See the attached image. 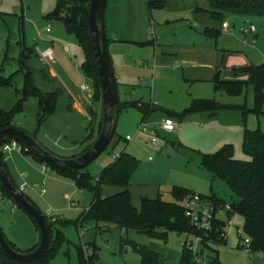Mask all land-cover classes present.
<instances>
[{"label":"rangeland","instance_id":"374dc122","mask_svg":"<svg viewBox=\"0 0 264 264\" xmlns=\"http://www.w3.org/2000/svg\"><path fill=\"white\" fill-rule=\"evenodd\" d=\"M57 1L0 0V72L6 78L14 75L13 87L0 88V113L12 112L18 106L21 99L19 91L24 87L26 71L30 70L37 88L44 93L59 94L56 112L40 124L39 101L36 96H31L15 113L14 126L33 135L51 153L72 158L83 154L91 124L87 116L69 110L68 93L77 100L83 95L81 86L85 84L93 89V84L81 70L85 57L77 37L68 33L62 21L49 19L56 10ZM177 5L171 2L164 10H148L149 40L163 52L179 54L182 51L185 54L181 47L187 44H196L199 49L193 54H186L189 62L169 55L154 61L152 44L144 51L136 50L142 59L134 63L128 55L129 50L121 48L122 52H126L122 54L127 57H124L125 65L116 68V72L122 74L117 81L119 101L156 104L174 113L187 110L195 100H211L224 106L253 109V85L247 84L241 94L231 95L217 91L214 78L220 70L222 80L234 81V68L264 63V14L226 16L222 23L230 25V31L214 38L206 37L203 30L212 23L209 15L206 17L200 13L199 16H192L186 10L174 11ZM185 20H193L194 23ZM250 25L256 27L257 33L244 35L241 29ZM215 27L221 29V23H216ZM48 28L50 34L46 33ZM37 48L41 51L51 48L54 51L56 64L52 69L41 61ZM66 48L69 53L65 51ZM114 50L111 48V52ZM22 52L30 55L25 69ZM52 70L57 78L52 77ZM237 80L249 82L246 77ZM80 103L86 105V99L83 98ZM92 104L95 109L94 126L96 119H102V103L92 101ZM262 112L258 117L248 113L245 118L240 110L222 111L217 117L195 114L179 122L161 109L143 120V114L138 109L126 108L117 118L116 136L112 143L86 170L95 184L116 157L124 152L135 157L139 168L131 179L130 192L132 204L139 211L145 198L155 200L160 195L164 202H175L171 194L174 187L187 189L193 194L214 196L226 204H232L237 200L236 196L225 182L202 167L203 156L215 154L226 145H233L234 158L248 161L243 150L245 130L264 132V104ZM87 114L93 119L90 111ZM167 118H171L178 129L174 133L157 130L158 143L153 146L151 139L156 136L153 127H159ZM143 123L149 127L146 137L137 135ZM127 136L133 137V141L116 144L120 138L126 139ZM29 158L33 159V156L29 155ZM5 159L18 187L24 182L34 187V190L27 191L26 196L43 214L56 222L54 239L59 233L63 238L49 264H79V247L83 248L86 257L95 253L96 264H142L141 256L124 245L126 242L146 246L169 264L179 262L184 242H193L195 259H199L201 264H264L263 258L256 256L251 260L240 247V239H245V233L243 219L238 214L221 216L228 235L224 246L206 249L194 238L187 239L174 232L169 233L167 242L151 239L136 231L119 230L103 222H83L80 219L94 199L93 192L78 189L72 179L59 174L54 176L53 173L50 179L34 173V176L30 175L23 181L12 161L8 157ZM20 169L22 175L29 174L26 167L19 166ZM42 189L46 190V195L40 198ZM122 191L120 188L103 186L106 197ZM66 195L72 198L76 205L74 209L70 208ZM50 209L53 213L49 216L47 211ZM229 221L233 226L228 225ZM0 229L9 241L17 242L19 247L25 248L34 240L39 242L35 224L1 190Z\"/></svg>","mask_w":264,"mask_h":264},{"label":"trees","instance_id":"16d2710c","mask_svg":"<svg viewBox=\"0 0 264 264\" xmlns=\"http://www.w3.org/2000/svg\"><path fill=\"white\" fill-rule=\"evenodd\" d=\"M90 2L91 0H58L56 10L50 15L49 19L62 21L65 24L68 33L77 37L85 57L81 70L93 84V101L95 103H102L101 86L93 57L88 28ZM167 2L168 0H148L147 7L149 11L164 10L167 6ZM207 2L209 4L207 9L199 8L196 12L208 14L211 17V20L215 23L222 24L226 16H262L264 14V2L229 0H207ZM204 33L210 37L217 38L221 34V29L206 27ZM107 42L109 46L110 41L108 39ZM29 57L30 55H26L25 52H22L21 58L25 61L22 62L23 67L25 66L23 69L26 68V61ZM7 59L8 57H6V61ZM233 73L236 77L239 75L248 76L249 82L222 80L221 71L218 70L214 78L216 90L224 91L231 95H238L242 93L245 85H253V109L249 110L245 106H224L211 100H195L187 110L181 113H174L161 108L156 104L139 102L122 103L119 101L118 116L124 109L130 107L138 109L143 114V120L158 109L163 110L169 117L176 118L179 122H183L187 116L195 114H208L210 117H217L222 111L240 110L243 112L244 118L247 117L248 113L255 114L257 117L262 115L264 104V64L234 69ZM13 77L14 75L6 78L2 76L0 72V88L13 87ZM19 92L21 94V99L19 100L18 106L12 112L0 113V131L7 127H15V113L21 110L22 103L31 96H36L39 101L40 124L56 112L59 94L54 92L44 93L37 88L30 70L26 71L24 87ZM90 113L93 116V119L90 122L89 135L84 141L86 147L83 153L90 148L101 132V119H96V124L92 126V123L95 120V112L91 109ZM115 136L116 132L114 133L112 140ZM157 136H159V133H157ZM112 140L110 144L112 143ZM121 141L127 142L126 139L120 138L116 144ZM5 142H8V140ZM243 150L244 154L249 158L248 161L236 160L234 158L235 150L233 145H226L215 154L204 155L202 167L215 178H219L225 182L236 196L237 200L231 204L232 210L227 215H240L243 219L245 238L251 240L254 251H264V132L260 130L250 131L246 129L243 139ZM27 154L32 155L39 163L46 164L41 158L33 154L30 149L26 155ZM1 156L4 159L3 155ZM74 157L77 156H73L72 158ZM46 165L54 170L56 174L72 179L78 189H87L93 192L94 199L89 209L81 216L80 220L83 222H103L119 230L136 231L151 239L164 242L168 241L169 233L174 232L179 236H186L187 239H201V245L206 249L227 244V238L223 239L220 237L223 226L222 222H219L216 226L219 233L213 234L211 237H207L204 233L197 231L191 225L189 219L185 216L184 203L193 195V193L187 189L174 187L171 192L175 200L173 203L164 202L160 198V195L155 200L145 198L142 200L141 210H137L132 204L130 183L133 175L139 168V163L135 157L127 152L116 157L114 162L104 169L95 184H93V178L86 168L66 171L56 169L49 164ZM15 185L19 189L16 183ZM103 186L120 188L123 191L114 196L106 197L103 194ZM0 190L4 193L6 198L12 200L13 203L21 209L18 203L5 192L1 182ZM209 198H211L219 207L226 204V202L214 196ZM29 217L37 227L33 218L31 216ZM48 219L52 224V241L47 254L38 261L22 263L9 258L0 247V264H49L50 260L56 255L63 238L59 233L54 239L53 234L56 222H53L50 218ZM240 241H242V239H240ZM8 242L15 250L21 251L11 241L8 240ZM124 245H128L133 251L141 256L142 264H169L164 260H161L156 252L146 246H139L135 242H126ZM192 247L193 242H190V244L187 242L183 243L181 258L176 264H198ZM35 248L36 246L27 252H30ZM86 256L83 248L79 247V264H96L95 253L89 257Z\"/></svg>","mask_w":264,"mask_h":264},{"label":"water","instance_id":"95a60500","mask_svg":"<svg viewBox=\"0 0 264 264\" xmlns=\"http://www.w3.org/2000/svg\"><path fill=\"white\" fill-rule=\"evenodd\" d=\"M229 1L264 2V0ZM107 4L108 0H91L88 17L89 36L102 96L101 132L97 139L82 155L74 158H62L51 153L33 135L26 131L16 127H7L0 131V147L5 141L15 139L25 144L33 154L41 158L46 164L56 169L72 171L86 168L109 146L116 131L119 99L117 80L107 42L105 22ZM0 182L5 192L18 203L23 211L33 218L40 231V241L36 248L30 252H24L15 250L0 229V247L14 261L22 263L38 261L49 251L52 241V224L48 217L16 187L1 153Z\"/></svg>","mask_w":264,"mask_h":264},{"label":"crops","instance_id":"0c3cea01","mask_svg":"<svg viewBox=\"0 0 264 264\" xmlns=\"http://www.w3.org/2000/svg\"><path fill=\"white\" fill-rule=\"evenodd\" d=\"M178 1L179 2H177V0L176 1L175 0H168L167 6L171 2L172 3L175 2L178 5L176 6L177 8L174 11L179 12V11L186 10L187 14L188 15L191 14L192 16H196V15L199 16L200 13L198 14L196 12V10L199 8L200 9H207L209 6L207 0H178ZM147 2H148V0H108L106 15H105L106 33H107V39L110 41L108 48H109L110 57H111V61H112V65H113V69H114V73H115V77H116L117 81L120 80V77H122V74H118L116 72V68L117 67L122 68L126 63V62H124V57H127V56L122 54V53H126V52H122L121 48H127L129 50V52H128L129 57L133 59L134 63H138L142 59V55L139 52H137L136 50L140 49L141 51H144L147 48V46L151 47V45L154 43V42H151L149 40V35H148L149 28H148L147 18H148L149 13H148ZM167 6H166V8H167ZM204 15L207 17L208 14H204ZM185 21H189L190 23H194L193 20H185ZM139 23H140V26H139ZM215 24L216 23L212 21V23H210L209 26H207V27L208 28H216ZM223 24L224 23L221 24V34H222V32H224L223 27H222ZM203 30H205V28ZM228 31H230V29ZM46 33L50 34L51 31L48 32L46 30ZM205 36L210 37L206 34H205ZM148 43H150V44H148ZM156 45H160V44L156 43ZM153 47H154V48H152L154 50L153 53L155 52L154 61H156L158 59L166 58L165 56L169 55V56H175L176 58L180 57L183 60V62H189V58L187 59L186 54H188V52L193 54L199 49V47L196 44L182 45L181 48H183L182 50L186 51V53L184 54V52L181 51L179 54H176V53H172V52L159 51V49H156L157 46L155 47V44H153ZM111 48H115L114 52H111ZM65 51L67 53H69V50L67 48L65 49ZM130 67H131V65H130ZM234 69H240V68H234ZM51 73H52L51 75L53 78H57V74L55 73L54 70H52ZM239 77H246L247 79H249L248 76H245V75L244 76L239 75L237 77L234 75L235 80H237ZM231 81H233V80H231ZM117 84H119V83L117 82ZM82 93H83V95L79 96L77 100L70 93H68V95L70 97V105L68 108L71 111H76V112L86 116L87 112L90 111L91 109L95 112L94 105L92 104L93 94L92 93H86V92H82ZM83 98L86 99V102H87L86 105L85 104L82 105L80 103V102H82ZM155 133L157 135V133H159V132L156 130ZM9 159L12 161V163L14 165L13 167H14V169H15V171L18 174L20 179H21L20 176L22 175L20 171H22V170L21 169L19 170V166L20 167H26L28 169L29 174H25V178L30 177V175L34 176V173H38L43 178H48V179L51 178L52 173L54 176L57 175L56 172L54 170H52L46 164L39 163L34 157H33V159H30L28 154L23 155V154H19L17 152H13L11 154V156L9 157ZM5 163L7 165L8 171L12 177V174L10 172V167L8 166V160ZM18 163L20 165H18ZM12 179H13V177H12ZM21 180H23V179H21ZM33 185L39 186L37 183L36 184L34 183ZM41 187H43V186H41ZM42 190H45V189H42ZM41 192L42 191H40L39 197L43 198L46 195V190H45V193L43 195L41 194ZM65 199L69 202L71 209H74L76 207V206L72 207L71 203H73V201L69 195H66ZM36 229H37L39 236H40L39 229L37 227H36ZM10 241L17 248H19L21 251H24V252L31 250L32 248L37 246L39 243V242H37V240H34L31 244H29V246L27 245V246H25V248H22V247L18 246L19 244L17 242L12 241V240H10ZM39 241H40V238H39ZM23 249H25V250H23ZM180 258H181V256H180Z\"/></svg>","mask_w":264,"mask_h":264},{"label":"built area","instance_id":"2783aa9c","mask_svg":"<svg viewBox=\"0 0 264 264\" xmlns=\"http://www.w3.org/2000/svg\"><path fill=\"white\" fill-rule=\"evenodd\" d=\"M223 31L227 32L230 29V25L227 23H224L222 25ZM48 32H50V28L47 29ZM241 32L244 35L249 34H256L257 29L255 26H245L241 29ZM40 35V34H39ZM37 54L40 57L41 61L50 69L53 68V65L56 64V55L54 51L51 48H47L44 51H41L39 48H37ZM81 91L86 93H92L93 89H90L87 85L81 86ZM89 121H92V117L88 114H86ZM148 126L144 123L141 124L138 128L137 135H141L146 137ZM178 129L177 124L171 119L167 118L164 119L159 127H153V130H160L167 133H174ZM158 136H153L151 139V144L153 146H156L158 143ZM127 142L133 141V137L127 136L126 137ZM29 148L25 145H22L15 139H10L8 142H4L0 147V153L4 157V161L6 162L7 159L11 156L13 152H17L19 154H26L28 153ZM152 160V159H151ZM21 179L24 180L25 175L20 176ZM28 190H34V187H30L27 183H23L19 187V191L26 195ZM45 193V190H42L41 194L43 195ZM72 207H75L76 205L74 203H71ZM231 205L225 204L222 207H219L211 198L207 196H202L198 194H193L185 203H184V211L185 216L189 219L191 225L197 230L202 233H204L207 237H211L213 234H218L219 230L216 229L217 224L219 222L223 223L222 226V232L220 234L221 238H227V232L225 230V223L222 220V215H227L231 211ZM53 211L50 209L47 211V215H51ZM229 226H233L232 222H228ZM197 242L201 244V239H195ZM189 244V243H188ZM240 247L245 251V253L248 255V257L253 260L256 256H259L264 259V251H254L252 248V242L249 238H245L241 241ZM196 262L198 264H201L199 259H196Z\"/></svg>","mask_w":264,"mask_h":264}]
</instances>
